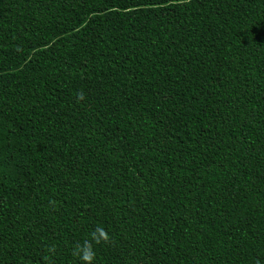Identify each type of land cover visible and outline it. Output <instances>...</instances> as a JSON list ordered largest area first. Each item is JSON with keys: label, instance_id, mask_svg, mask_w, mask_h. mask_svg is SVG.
<instances>
[{"label": "trees", "instance_id": "trees-1", "mask_svg": "<svg viewBox=\"0 0 264 264\" xmlns=\"http://www.w3.org/2000/svg\"><path fill=\"white\" fill-rule=\"evenodd\" d=\"M97 226L94 264H264V0H0V264Z\"/></svg>", "mask_w": 264, "mask_h": 264}, {"label": "clouds", "instance_id": "clouds-1", "mask_svg": "<svg viewBox=\"0 0 264 264\" xmlns=\"http://www.w3.org/2000/svg\"><path fill=\"white\" fill-rule=\"evenodd\" d=\"M78 99H83V93L78 94ZM111 244V238L108 232L102 226H97L91 233L90 239H86L74 245L71 255L77 258L80 264H94L97 259L95 246ZM56 252V246L52 245L46 248L43 260L45 264H55L53 256Z\"/></svg>", "mask_w": 264, "mask_h": 264}]
</instances>
